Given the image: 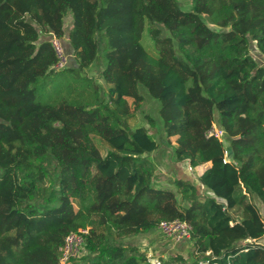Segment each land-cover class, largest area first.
<instances>
[{"label": "trees", "instance_id": "trees-1", "mask_svg": "<svg viewBox=\"0 0 264 264\" xmlns=\"http://www.w3.org/2000/svg\"><path fill=\"white\" fill-rule=\"evenodd\" d=\"M190 2L0 0V264H59L80 228L73 264H150L130 237L175 219L194 264H264V0ZM142 87L199 184L159 176Z\"/></svg>", "mask_w": 264, "mask_h": 264}, {"label": "rangeland", "instance_id": "rangeland-1", "mask_svg": "<svg viewBox=\"0 0 264 264\" xmlns=\"http://www.w3.org/2000/svg\"><path fill=\"white\" fill-rule=\"evenodd\" d=\"M179 1L183 9H189L191 7L190 0ZM70 24L71 20L69 16L66 18V28H69ZM66 39L67 38H65L64 40ZM143 42L149 51H151L152 53H156L154 41L147 29L143 33ZM63 50L70 61L71 57L70 54L67 53V48L64 49L63 47ZM254 54L259 57L258 52L255 50ZM98 70L100 71V69ZM88 71L91 75L98 76L97 69H88ZM99 81L102 82L103 85H105L104 81H102L101 78L99 79ZM141 91L145 94L146 101L144 102L143 107L137 112L135 118L131 120V126L137 127L139 125H144L148 127L151 135L160 143V149L154 155L160 172L159 176L164 175L168 177H188L195 183L199 184L198 170L193 167L190 168L188 163H180L175 161L174 159L173 150L170 145L172 144V142H175V137H172L171 141H169L166 137L163 129V119L159 113L160 102L150 96L147 90L143 87L141 88ZM129 101L132 102V99H129ZM148 115L152 117V122H149V120L146 118ZM215 126L218 128L217 125ZM221 137H223L225 145L228 146L225 132ZM162 182L166 183L165 181ZM164 185H169V183ZM178 198L182 202V195L178 194ZM130 240L131 242L138 245L140 250L142 249L145 252L147 261L150 264H163L164 261H169L171 256L174 255H181L184 258L186 264H194L196 262L194 249L189 238L184 240H176L172 236H168L167 234H165L159 227L150 232L134 235L130 237ZM83 251V249H79L78 257L83 253Z\"/></svg>", "mask_w": 264, "mask_h": 264}, {"label": "built area", "instance_id": "built-area-1", "mask_svg": "<svg viewBox=\"0 0 264 264\" xmlns=\"http://www.w3.org/2000/svg\"><path fill=\"white\" fill-rule=\"evenodd\" d=\"M52 44L59 55V60L55 65L57 68L65 67L68 63V56L63 50L61 40L53 33L51 36ZM214 134L219 139L223 140L224 130L215 125L208 132ZM228 154V150L226 151ZM189 165V164H188ZM190 168H192L189 165ZM159 228L168 236H172L176 240H184L190 237L191 226L183 220H163L159 224ZM89 233L88 228H80L78 231L69 233L64 240V244L60 247L59 264H73V260L78 257L79 249H82L85 235Z\"/></svg>", "mask_w": 264, "mask_h": 264}, {"label": "crops", "instance_id": "crops-1", "mask_svg": "<svg viewBox=\"0 0 264 264\" xmlns=\"http://www.w3.org/2000/svg\"><path fill=\"white\" fill-rule=\"evenodd\" d=\"M69 48H70L69 45H67V51L69 50ZM210 165H211V163H205V164H202V165L195 167V169L198 170V176L201 175ZM262 242L264 243V238L262 239Z\"/></svg>", "mask_w": 264, "mask_h": 264}, {"label": "water", "instance_id": "water-1", "mask_svg": "<svg viewBox=\"0 0 264 264\" xmlns=\"http://www.w3.org/2000/svg\"><path fill=\"white\" fill-rule=\"evenodd\" d=\"M229 154L232 152L231 150H228Z\"/></svg>", "mask_w": 264, "mask_h": 264}, {"label": "clouds", "instance_id": "clouds-1", "mask_svg": "<svg viewBox=\"0 0 264 264\" xmlns=\"http://www.w3.org/2000/svg\"><path fill=\"white\" fill-rule=\"evenodd\" d=\"M229 153V152H228Z\"/></svg>", "mask_w": 264, "mask_h": 264}]
</instances>
